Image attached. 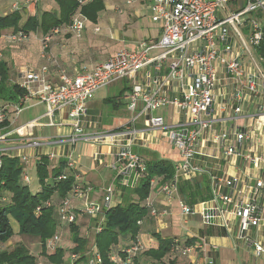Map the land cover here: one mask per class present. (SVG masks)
Listing matches in <instances>:
<instances>
[{
    "label": "built area",
    "instance_id": "2783aa9c",
    "mask_svg": "<svg viewBox=\"0 0 264 264\" xmlns=\"http://www.w3.org/2000/svg\"><path fill=\"white\" fill-rule=\"evenodd\" d=\"M39 1L22 2L28 6ZM88 1L80 0L79 4L82 6ZM136 1L126 0V4ZM232 1L151 0L146 10L151 23L159 27V38L139 44L134 51H117L93 68L72 74L50 52L51 36L59 31L54 29L50 35L42 37L40 57L43 64L37 69L25 68L21 71L22 81L17 82L27 95L16 104L0 108V124L9 122L8 126L0 128V168L3 156L13 158L3 148L4 143L16 136L24 141L32 140L27 144L37 150L43 143L34 138V132L41 128L68 127L70 133L58 143L69 147L83 141L114 149L115 186L105 188L100 201H91L92 188L82 186L77 182L78 175H74L71 198L83 201L82 210L96 223L92 231L85 234L89 236L102 231L104 213L115 204L116 195L120 196L117 186L135 189L145 177L146 159L135 148L139 144H149L151 140L163 141L177 156L174 176L158 189H155V179L150 180L151 197L162 196L164 208L158 213L153 207L155 197H149L144 205L148 216L160 223L162 217L169 215L168 207L176 201L182 225H187L191 217L198 214L202 226L223 231L245 243L257 258L261 257L264 241L252 237V231L264 223V152L255 151L252 147L247 153L242 151V146L253 144L255 129L250 125L234 128L230 134L216 130L213 108L222 95L219 85L223 82L232 84L234 92L227 103L219 105L218 112L222 114L227 112L228 105L233 106V118L243 114L246 96L264 99L263 59L258 52L263 39L264 0H245L242 9L226 11L225 7ZM22 2H13L11 11H20ZM223 11L225 14L221 13ZM86 22L87 19L78 12L63 32L80 38ZM94 31L98 33L100 30L95 28ZM27 38L18 32L1 35L0 40L6 45H15L24 43ZM219 68L223 70L222 76ZM118 82L129 87L124 98L127 119L113 130L91 131L89 103L98 90ZM30 100L44 106L43 114L12 128L28 108L26 104ZM167 110L176 112L171 125L167 123V115L159 114ZM262 115L264 103L257 107V117ZM205 135L210 136L212 144L223 148L221 156H236L252 166L256 171L254 176L243 182L238 177L225 176L206 168L203 159L199 158L204 155L198 149L199 141ZM227 139L232 141L231 144L223 146ZM99 156L100 153H94V160ZM48 157L53 158L52 155ZM20 159L23 163L27 161L26 157ZM64 160L67 171L75 169L70 154ZM204 175L209 179L210 199L190 206L182 199L179 185ZM66 178L67 175L62 174L56 181ZM22 179L29 184L26 172H23ZM69 202L64 200L59 206L58 217L62 224L76 221ZM141 223L138 222L139 225ZM188 237L192 243L181 245L176 239L178 244L171 252H178L181 258L193 256L195 261L188 264H214L212 254L217 247L208 242L205 234L195 236L189 231ZM58 243L59 236H55L45 243V249L53 251ZM143 248L138 236L125 251L123 264H131V257ZM75 257L71 256L72 259ZM110 261L119 264L117 256L112 255ZM100 263L99 255L88 262Z\"/></svg>",
    "mask_w": 264,
    "mask_h": 264
},
{
    "label": "trees",
    "instance_id": "16d2710c",
    "mask_svg": "<svg viewBox=\"0 0 264 264\" xmlns=\"http://www.w3.org/2000/svg\"><path fill=\"white\" fill-rule=\"evenodd\" d=\"M79 1L53 0L57 5L56 10L28 15L24 21L21 10L0 15V37L22 32L27 37L30 34L41 33L42 38L50 35L54 29L62 32L78 12L90 24L96 25L98 14L104 10V1L89 0L82 6ZM258 52L263 59L262 70L264 72V27L263 39ZM0 53L2 54V50ZM1 58L0 108L16 104L27 95L26 90L12 80L15 70L10 73L7 62ZM68 70L72 74L87 69ZM127 90L128 88L121 90L119 97L115 100L111 97L106 98L104 103H112L114 110H118L124 106L118 99L124 96ZM8 124L9 122L5 121L0 124V128L6 127ZM137 152L141 156L147 157L145 177L135 189L117 186L121 200L104 213L102 231L92 234L93 244L89 249H87L89 236L85 234L92 231L96 224L95 220L85 214L82 208L72 207L70 211L76 217L74 223L62 224L58 217L61 203L64 200L72 199L71 188L74 184V175L77 174L76 169L67 171L65 169L66 160H60L57 165L51 166V161L47 157L39 156L35 163V173L40 190L32 193L29 184L24 183L22 179L24 167L21 159L3 156L0 168V264H79L81 261L89 262L96 255L101 258L100 264H115L110 261L112 255L119 258V264H123L125 251L141 234L155 238L157 244H153L147 249L143 248L132 256L131 264H177L180 255L178 252H171L172 248L178 244L176 238H162L159 230L155 228L158 223L157 219L150 218L144 206L146 200L152 195L149 186L150 180L155 179L157 182L155 189L172 180L174 160L177 157L171 154L172 149L163 141H160L157 147L137 150ZM62 174L67 175L66 180L56 181L57 177ZM209 184L207 176H200L189 182H182L179 185V193L188 205L194 206L210 199ZM54 195L60 198L57 203L51 201ZM153 207L158 213L164 208L155 200ZM36 209L39 211L37 212ZM11 218L18 225V234L31 237L27 239L26 244L17 243L7 246V243L15 235L10 223ZM141 221L142 223L139 225L138 222ZM63 229L68 231L70 238L68 236L66 238L70 240L72 247L63 246L67 242L66 238L62 242ZM55 236H59L57 247L53 251L46 250L45 243ZM33 239L40 245V252H38L40 255L34 254L29 248ZM192 241V239H186L184 243L179 244H190ZM72 255L76 257L72 259Z\"/></svg>",
    "mask_w": 264,
    "mask_h": 264
},
{
    "label": "crops",
    "instance_id": "0c3cea01",
    "mask_svg": "<svg viewBox=\"0 0 264 264\" xmlns=\"http://www.w3.org/2000/svg\"><path fill=\"white\" fill-rule=\"evenodd\" d=\"M137 2L138 4H135V10L132 11L130 16L135 15L139 11H143L142 10L143 7H146L151 4V0H137ZM106 4L107 3H105V5ZM244 4H245V0H234L230 2L225 7V9L226 11H238L242 9ZM221 13L223 14L224 11ZM157 33H158L157 38H159L160 36L159 27H158ZM51 40H52V44L50 46L51 54L58 59L59 63L62 66L68 69H76V70L77 69H91L95 65L99 64L97 63L98 61L103 62L108 58L107 54L104 55L105 54L104 49L107 48V46L110 44L96 41L94 37L84 42V43H88L89 45L91 44L94 47L92 48L94 49L92 52H89V51L86 52V49L80 48L78 45L76 46L75 43L77 41L74 40L72 37H70V39L68 40H62L61 36L55 37L54 35H52ZM84 40L86 39L84 38ZM117 51H120V49H118ZM117 51H115L114 53H116ZM40 58L41 57L38 55V57L32 60L27 65V67L19 66L15 69V75L17 78V82L22 81L21 71L24 68L37 69L40 65L43 64V61L40 60ZM16 71H19V72H17L16 74ZM219 75L220 76L223 75V70L221 68H219ZM119 83H122V82H119ZM122 84L124 85L122 86L121 90L125 88L129 89L128 85H126L125 83H122ZM219 87L221 88L222 95L216 100L215 106L213 108L215 112L213 115L215 116L216 114L215 117L217 120L215 124L216 130H219V129L225 130L226 132L230 134L234 128H241L245 125H250L252 128L255 129V131L253 132L254 133L253 144L242 146L241 148L242 151L244 153H247L249 148L252 147L255 151L264 152V115H262L259 118L257 117V107L258 105H261L264 103L263 97L255 100L251 98L250 96H246L245 101L242 105L243 114H241L240 116L236 118H233V111H232L233 106L232 105H228V110L224 114L218 112V107L219 105L225 104L228 102V98L231 95H233L234 86L230 84L229 82H223L222 84L219 85ZM127 93H128V90L124 93V96L118 99L124 104L123 106L124 109H125L124 98L127 95ZM104 100H103V104H104ZM120 109L121 107L115 111L117 112L121 111ZM25 111H28L29 113L23 117V120H21V118L19 117V119L17 120L15 125L12 126V128H15L18 125H21L29 120H32L34 118L41 116L44 112V106L37 103L36 100H30L28 102V108ZM165 115H167V123L171 125L173 121L175 120L176 112L172 110H167V112H165ZM118 116H119L118 117L119 121H117L118 123L115 122L112 119V117H108L105 119L103 118L100 105H98L96 101L94 100H92L89 103L88 121L92 124L91 131H96L98 129L113 130L117 128L118 126H120L127 119L128 113L125 110V111L118 113ZM221 118H223V120ZM69 133H70V130L68 127H62L58 129L41 128L40 130H37L34 132L35 134L34 138H39L40 142L42 141L43 143L37 148V150L35 148H31L28 146L27 143L31 142L32 140L24 141L22 139H18L16 136H12L8 142L4 143L3 148L13 158L20 159L22 157H26L27 158V161H26L27 168H29V164L31 162L36 163L37 158L39 156H44V157L49 158L48 155H52L53 158L51 159L49 158V160L52 162V165H55L54 160L55 162L57 161V164H58L60 160H64V157L70 154L73 160L75 169L77 171V175H78L77 182L80 183L82 186L91 187L92 193L90 195V200L94 202V200L97 199L95 202H98L101 200L102 194L105 188L109 186H112V187L115 186L114 184L115 170L112 167V155L114 153V149L108 146H100V145L93 146L92 145L93 146V151L91 153L92 158H93L94 153H100V156L98 160L95 161L94 159L91 158V161L88 164H85V160H84V157H82V155L78 154V156L74 158V150H75L77 143L73 147H69L67 144L58 143L59 140H61V138L66 137ZM231 142L232 141L227 139L225 143H223V146L230 145ZM159 143L160 141L151 140L149 144H144V145L139 144L135 149L138 151L148 150L151 147H157ZM198 149L200 150L201 154L204 155L203 157L200 156L199 158L203 159L204 165L206 166V168H208L211 171H214L215 173L223 174L225 176L227 175V176L234 177V178L238 177L243 182L248 181L256 173V171L252 168V166H249V164L244 162L239 157L231 156L230 158L228 157L225 158L221 156V152L223 148L219 145L212 144V142L210 141L209 135L208 136L205 135L203 138L200 139ZM165 153L166 152H164V154ZM171 154L176 156V153L174 151H172ZM92 165H94L95 167H93ZM100 166H103V168L107 170L108 173L105 174V171L102 170L96 174H91V171L92 172L96 171L97 168ZM92 167L94 168L93 170H92ZM24 172H26V174H28L29 176L30 174L29 171L27 172L24 170ZM30 183H29V189L31 191V186L33 183L31 184ZM35 189H37L36 192H38L40 190V187L35 188ZM59 200L60 198L57 195H54L51 199L52 203H57ZM120 200H121L120 196L116 195L115 203H119ZM160 201L163 202V199L161 196H160ZM162 202L158 201V203L161 205H162ZM69 204L72 208H75V209L82 208V206L79 205L78 200L74 198L70 200ZM170 207L171 205L168 207L169 215L171 214ZM190 222H193L194 224L196 223L198 225L195 228L189 229L192 235L202 236L205 234V236L208 239V242L217 247V251L212 254L213 259H214V264H264V254L261 257L257 258L252 252L251 248L248 247L245 243L235 240L232 237H229L223 231H214L213 229L205 228L204 226H202L200 216L198 214L191 217ZM158 225H160V223L159 224L157 223V226ZM67 236H69L68 231L63 229L61 237L66 238ZM252 237L254 238L259 237L264 241V223H262L257 229H254L252 231ZM139 238L145 246L146 245L153 246L154 244L152 237H150L147 234L146 235L141 234ZM172 238L179 239L176 236ZM186 239H189V237L187 238L186 236ZM179 241L181 242L180 239ZM184 241L181 243H184ZM90 243L93 244L92 238H89L88 245ZM7 246H12V245L10 244V242H8ZM63 246L67 247L68 244L64 243ZM192 261H195V258L186 257L182 259L181 257H179V261L177 264H188L189 262H192Z\"/></svg>",
    "mask_w": 264,
    "mask_h": 264
},
{
    "label": "rangeland",
    "instance_id": "374dc122",
    "mask_svg": "<svg viewBox=\"0 0 264 264\" xmlns=\"http://www.w3.org/2000/svg\"><path fill=\"white\" fill-rule=\"evenodd\" d=\"M15 1L22 2L24 0H2L0 1V15H5V14L10 13L11 5ZM103 1H104V10L98 14V20H97L96 25L90 24L87 20L86 29L82 32V35L80 38L72 37L70 34L65 35L63 31L58 34H55L54 36L55 37L61 36L62 40H68L70 39V37H72L74 40L77 41L75 43L76 46L78 45L80 48L86 49V52L88 51L92 52L94 50L92 48L94 47L91 44L89 45L88 43H84V42L94 37L96 41L110 44L107 46V48L104 49V53H105L104 55L107 54L108 57L114 54V52L117 51L118 49L121 50L122 48H124L129 51H134L137 49L139 44L145 43L149 39H157L158 25L151 23L146 7L142 8L143 11H139L135 15L130 16L132 11L135 10V4H138L137 1L136 3L131 4V5L126 4V0H103ZM23 3L24 2L21 3V7H22L21 14H22L23 21L26 19L28 15H31V14L33 15L35 13H40L42 11H54L57 9V5L55 2H53V0H40L38 3H33L28 6L26 5L27 7ZM105 3L107 4L105 5ZM95 28H99L100 31L98 33L95 32L94 31ZM41 36H42L41 33L30 34L27 40L22 45H19V44L6 45L2 43L0 40V50H2L1 59H4L7 62L10 73H13V71L19 66L27 67V65L32 60L37 58L38 55L40 56L41 54L40 52L42 48V46L40 45ZM83 37L86 40H84ZM51 44H52V40L50 41V46ZM40 60L42 59L40 58ZM100 62L98 61L97 63H100ZM17 72L19 71H16V74ZM12 80L14 83L17 82L16 75L13 76ZM123 85L124 84L118 82L111 86H108L107 88L98 90L97 93L95 94L93 100L96 101L98 105H100L103 118L106 119L108 117H112V119L115 122H117L119 121L118 113L126 110L122 106L120 109L121 111L117 112L114 110L112 103L103 104V100L106 97H111L113 98V100L117 99L119 97V93ZM26 105L28 106V103ZM28 113H29L28 111H24L20 116L21 120H23V117ZM159 114L165 115V111H160ZM93 146L92 144L85 143L83 141L77 142V145L74 150V158H76V156L80 154L82 155V157H84L85 164H88L92 158L91 153L93 151ZM92 159H94V154H93ZM50 163H51L50 165L52 166V162ZM54 163L55 165H57V161L55 162L54 160ZM92 166L95 167L94 165ZM23 167L25 171L30 172L29 174L30 177L29 176L28 177L31 183H33L31 186V191L35 193L37 191V189L35 188L39 187V184L36 179V173H35V162H31L29 164V168H27V163L24 162ZM93 167H92V170L94 169ZM102 170L105 171V174L108 173V171L105 170L103 166H100L97 168L96 171H93V172L91 171V174H96ZM154 197L157 201L162 202L160 201L159 195H156ZM96 200L97 199H95L94 202ZM78 202H79V205L81 206L83 205L82 203L83 201L82 202L78 201ZM170 209H171V214L162 217L160 220V225L157 226V223H156L155 228L156 230H159L162 238H172L176 236L181 240V242H183L186 239V236H188L189 234L188 230L190 228H195L198 225L190 221L187 225L185 226L182 225V222L179 217V209H178L176 201H173L171 203ZM10 223H11V227L13 231L15 232V235L10 240V244L12 245H15L17 243L26 244L25 242L27 241V239L31 237L20 235L17 233L18 225L14 219L11 218ZM61 238L63 242L64 237H61ZM89 238H92V234L91 236L89 235ZM152 240H153L154 245H156L157 240L155 238H152ZM66 241H67L66 243H68V246L72 247V245L70 244V240H68V238H66ZM91 244L92 243H90L89 245L87 244L88 246L87 249H89ZM39 246L40 245L36 242V240L33 239L32 242L30 243L29 248H31V252H33L34 254L40 255V253H38L40 252ZM149 246L144 245V248L147 249L149 248ZM190 257L192 258L193 256H190ZM87 263H88L87 261H81V263L79 262V264H87Z\"/></svg>",
    "mask_w": 264,
    "mask_h": 264
}]
</instances>
